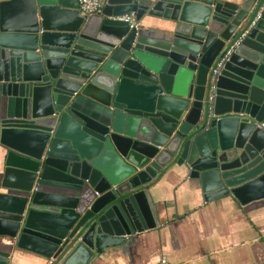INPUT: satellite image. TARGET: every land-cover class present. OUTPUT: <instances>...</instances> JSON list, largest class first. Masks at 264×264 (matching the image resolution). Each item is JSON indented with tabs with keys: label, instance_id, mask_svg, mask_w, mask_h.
Returning <instances> with one entry per match:
<instances>
[{
	"label": "water",
	"instance_id": "1",
	"mask_svg": "<svg viewBox=\"0 0 264 264\" xmlns=\"http://www.w3.org/2000/svg\"><path fill=\"white\" fill-rule=\"evenodd\" d=\"M263 3L0 0V264H90L159 224L173 170L264 207Z\"/></svg>",
	"mask_w": 264,
	"mask_h": 264
},
{
	"label": "crops",
	"instance_id": "2",
	"mask_svg": "<svg viewBox=\"0 0 264 264\" xmlns=\"http://www.w3.org/2000/svg\"><path fill=\"white\" fill-rule=\"evenodd\" d=\"M145 19L139 23L142 30H164L163 20ZM150 194L159 224L90 264H264V207L246 212L232 197L205 202L179 170L162 177ZM43 260L18 250L10 264H54Z\"/></svg>",
	"mask_w": 264,
	"mask_h": 264
},
{
	"label": "built area",
	"instance_id": "3",
	"mask_svg": "<svg viewBox=\"0 0 264 264\" xmlns=\"http://www.w3.org/2000/svg\"><path fill=\"white\" fill-rule=\"evenodd\" d=\"M106 0H79L80 2V15L83 17H88L91 15L98 14L105 4ZM262 10H264V3L262 5ZM120 21L129 22L131 24V28L139 29V23L135 20L133 16H123L119 18Z\"/></svg>",
	"mask_w": 264,
	"mask_h": 264
},
{
	"label": "trees",
	"instance_id": "4",
	"mask_svg": "<svg viewBox=\"0 0 264 264\" xmlns=\"http://www.w3.org/2000/svg\"><path fill=\"white\" fill-rule=\"evenodd\" d=\"M44 261V260H43ZM46 262V261H45ZM45 264V263H44Z\"/></svg>",
	"mask_w": 264,
	"mask_h": 264
}]
</instances>
